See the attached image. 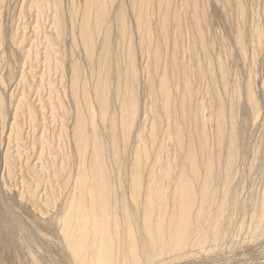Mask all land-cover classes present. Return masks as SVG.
Masks as SVG:
<instances>
[{"label": "bare ground", "instance_id": "obj_1", "mask_svg": "<svg viewBox=\"0 0 264 264\" xmlns=\"http://www.w3.org/2000/svg\"><path fill=\"white\" fill-rule=\"evenodd\" d=\"M165 1L166 10L163 4H153L156 9L147 25L142 26L138 12L134 28L123 17V41L127 38L129 44L122 46L121 61L117 52L112 55V70L105 58L99 65L97 54H91L97 69L91 76L90 122L93 136L100 128L107 135L106 143L98 148L102 154L110 146V155L103 160L113 173L98 182L92 180V185L87 174L79 175L78 194L61 215L59 231L58 220L55 222L54 233L46 229L49 226L44 229L46 222L40 218H36L37 227L33 220L27 222L0 181V264H8L9 248L17 252L13 256L16 264H264V194L257 211L248 213L247 224L234 222L228 213L232 211L228 209L230 185L239 151L234 111L242 94L226 64L231 49L244 65L250 51L252 55L262 51L264 0H212L219 18L215 30L208 0ZM215 43L218 50L213 51ZM145 53L151 56L148 73L136 60ZM144 72L148 77L142 81L146 86L142 95ZM205 81L209 84L206 107ZM262 90L264 93V75ZM257 94L249 76L244 99L251 117L258 108ZM7 96L0 77V150L7 127L9 132L15 128ZM77 134L81 135L80 129ZM129 146L134 169L130 173L128 168L130 175L125 172L129 176L125 188L121 170ZM76 149L80 150L78 142ZM36 195L34 192L28 199L32 205L40 201ZM53 244L59 248L51 247Z\"/></svg>", "mask_w": 264, "mask_h": 264}, {"label": "rangeland", "instance_id": "obj_2", "mask_svg": "<svg viewBox=\"0 0 264 264\" xmlns=\"http://www.w3.org/2000/svg\"><path fill=\"white\" fill-rule=\"evenodd\" d=\"M155 2L159 3L160 7L162 4L165 5L163 7L165 10L167 9L165 0H76V2L73 0H0V53L2 55H0V77L2 86L8 94V99H10L9 114L11 119H14L15 124L13 131L9 132L10 127L8 126L4 132V143L1 144L0 150V181L6 187L7 196L10 195L8 197L9 200L11 199V203L17 202L12 205L20 209L17 208L21 211L22 217L27 218V222L33 220L31 221L32 225L36 224L34 226L37 227L39 221L37 223L36 220L40 218L47 224H44V229L45 226H49L46 229L51 228V232H53V230H57L56 221L58 220L59 231L63 214L69 210L73 196L78 194L77 179L79 175L81 173L87 174L89 185H92V180L98 182L101 180L100 178H106L113 173L111 167L104 166L105 162L103 160V157L108 159L110 154L107 152V148H109V151L110 146L102 154L98 148L99 145L106 143L107 135L100 128L97 129L96 136H93L90 122L93 90L91 76L97 69L93 55L96 56L97 54L99 65L100 61L103 62L106 59L111 68L112 55L117 52L120 57L122 46L129 44L127 38L123 41L125 38L123 36V17L130 23V27L134 28L135 14L138 12L142 26L147 25L156 9L153 6ZM130 3H132L131 7ZM134 5H137V7H134ZM109 12L115 13L109 15ZM208 12L211 20L213 19L211 23H214L212 26L215 30L216 26L218 27L219 18L212 0H208ZM148 30L147 27L145 31L147 35L149 34ZM134 42L135 49L136 42L138 49V41L134 40ZM143 48L146 51L148 50L146 43H143ZM216 50H218V45L215 43L213 51ZM146 53L143 59L139 58L138 55L136 60L137 64L146 67L144 69L148 73L151 56ZM231 53V57L226 59L227 68L237 81L242 96L234 111L239 151L237 164L235 165L236 171L234 170L232 185H230L228 209L232 211L228 213L234 222L247 224L248 221L245 220L257 211L259 201L263 197L261 194H264V93L262 90L264 47L257 55H252L253 52L250 51L245 65L239 61L240 57L233 49H231ZM101 54L103 55L101 56ZM109 57L110 61L108 60ZM144 73L141 74L140 78L142 95L146 91L145 83L142 81H145L148 77L147 73ZM247 76H250L253 92L258 93L259 104L255 117H251L249 107L244 99ZM208 89L209 84L205 81L204 91H202V94L206 95L205 98L203 97L205 107L209 98ZM10 92L14 95L12 96ZM25 102L28 103V106ZM78 113L79 119L77 118ZM204 114L207 118L209 117L208 110ZM79 129L81 130L80 136L77 134ZM19 133L20 135H18ZM116 141L118 140L116 139ZM76 142H78L79 151L76 149ZM128 149L126 155L124 154L125 161H123L122 167L124 170H121L122 186L125 188L129 184V176L127 175H130L134 169V165L131 164L132 148L129 146ZM128 154H131V157ZM51 158L54 159V162ZM2 164L4 165L2 166ZM123 175L125 176L123 177ZM112 184L116 191L117 182L115 181ZM34 192L35 195L37 194V201L39 199L40 201H38V204L32 205L28 199ZM11 197L17 200H13ZM17 204L18 206H15ZM30 208L33 211L35 210L36 213L35 211L32 212ZM54 224L55 227H53ZM243 236L241 239L245 238ZM55 246L56 244L51 245L56 249L57 246ZM9 249H7L8 253L6 252L8 264H16L17 260L15 259V261L13 256L17 252L13 248L10 249L12 252Z\"/></svg>", "mask_w": 264, "mask_h": 264}, {"label": "snow or ice", "instance_id": "obj_3", "mask_svg": "<svg viewBox=\"0 0 264 264\" xmlns=\"http://www.w3.org/2000/svg\"><path fill=\"white\" fill-rule=\"evenodd\" d=\"M242 264H246V262L242 261Z\"/></svg>", "mask_w": 264, "mask_h": 264}]
</instances>
